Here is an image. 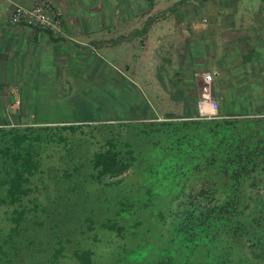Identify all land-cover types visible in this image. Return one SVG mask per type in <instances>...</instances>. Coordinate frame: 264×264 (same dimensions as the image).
Returning <instances> with one entry per match:
<instances>
[{"label":"trees","instance_id":"obj_1","mask_svg":"<svg viewBox=\"0 0 264 264\" xmlns=\"http://www.w3.org/2000/svg\"><path fill=\"white\" fill-rule=\"evenodd\" d=\"M145 1L146 4H144ZM202 1V4L207 3L205 0ZM226 1L232 5L230 0ZM194 2L193 0L184 2L175 0V8L173 7L170 13L176 21L183 20L185 16L194 18L199 10L197 5H192L190 8V4ZM133 3L136 10H139L138 14L141 13V9L145 13L147 11L145 7L151 6L152 1L133 0ZM252 12L254 23L250 33H257L259 39L256 41L250 39L249 48L240 52L238 48L241 44L238 40L246 34L243 36L235 34L237 40L235 42L233 41L235 37L226 39L229 36L224 34L227 37H225L226 42L221 53L223 62L217 63L219 68L209 66L208 58L212 56L209 54H212L214 50V45H205L207 41L205 38L210 40L209 30L201 32L206 34L205 38L200 34L205 40L192 37L191 41L187 39L185 42L187 48L192 47V50L194 48L197 50V55L190 64L192 75L206 69L213 70L214 76L220 75L223 78L222 85L225 91H219V93L217 90L214 91L215 96L220 98L219 110L214 116L207 118L199 116L197 98L193 93H189L187 103L183 107L184 113L178 120L165 118L158 120L154 116L145 120L147 116L139 112V117L136 118L139 122L128 124L136 131V134L132 135L149 144L146 155L149 153L154 166L145 162L148 155L143 156L140 150L134 148L131 134L128 139L125 138V134H116L114 127L124 128L123 123L86 124L89 129L94 126L100 135L92 143L95 144L92 150L85 156H79L76 148L77 144L88 142L85 140L86 135L82 137L83 134H79L77 143H74V134L61 133L64 129L75 132L74 129L79 125L71 121L67 124L66 120H62L63 123L56 126L59 128V134L53 133L52 128L55 126L50 127L49 131L47 125H36L38 120L35 118H29L31 121H26L22 126L20 122L0 123V204H11L10 208H12V214L9 216L11 224L6 231V236L1 237L0 240H11L13 235L19 233V220L26 208L23 200L31 201L38 197L35 193L42 191V186L37 185V175H43L46 172V167L50 166L46 164L71 163L73 165L71 167L75 169L77 166L81 167L80 161H85L91 179L103 183L119 182L120 179L114 181L107 179L137 168L141 178L150 182L145 187L142 183L139 185L140 194L136 192L129 195L137 201L151 200L149 197L153 190L157 194L161 191L168 194L174 190H185L187 186L184 181L187 177L200 178V183L206 187L201 186L198 193L206 199L195 203L190 200V204L185 205L182 210L175 209V206L172 209L169 207L167 215L169 225L167 230L162 232L161 240H227L230 236L236 240H264V184L263 191L259 194L253 187L260 179L264 182V94H262L264 2H258ZM255 12L256 15H254ZM59 16L61 18L60 14ZM223 19H225L224 16ZM230 45H233L234 49L225 50ZM204 60H206L205 63ZM121 88L123 89L122 86ZM212 94L214 96L213 91ZM24 101L27 104L26 107L29 106L31 111L34 110L26 99ZM109 103L113 104L112 101ZM140 104L146 107L145 98L142 97L137 105ZM18 115L20 113L15 112L14 116ZM150 134H153L151 138L148 137ZM59 140H62L63 144H69L65 146L68 149L65 153L52 154L53 150L49 147V143ZM162 148L164 150L167 148L169 153H163ZM49 154L52 156L50 157ZM65 172L68 177L67 168ZM241 184L244 185L240 187ZM242 193L243 196L240 197L239 194L242 195ZM253 194L255 196H252ZM115 203L118 205L117 214L120 216L130 214L128 206L132 202L126 199L125 202L118 203L116 200ZM150 211L152 215H148L149 219L153 218L154 214L162 219L159 210L150 208ZM89 223L90 221L86 222V225ZM140 223H143V220L137 217L136 224ZM159 227L163 228V222ZM154 229L157 228L154 227ZM6 242L11 241H0V264H17L4 258L7 250H3L2 247ZM31 242L29 241L27 245ZM162 242L164 245L156 248L149 260L142 255L145 254L144 249L152 250V241L147 242L144 249L131 250L128 253L129 257L125 260L128 264H140V262L149 264L151 261L154 262L153 264H226V258L233 249L227 241ZM240 242V247L245 248L249 254L250 263L248 264H257L258 261V264H264V241ZM11 245L9 249H12ZM24 248L32 251L26 245ZM33 250L38 251L34 248ZM60 252L53 247L49 255L41 262L38 258V263L56 264ZM73 255L78 264L90 262V252L87 250H77ZM28 259H30L29 256L24 261ZM251 259L254 261L251 262ZM124 262L120 264H125ZM118 263L117 257L108 264ZM227 263L231 264V260Z\"/></svg>","mask_w":264,"mask_h":264},{"label":"rangeland","instance_id":"obj_2","mask_svg":"<svg viewBox=\"0 0 264 264\" xmlns=\"http://www.w3.org/2000/svg\"><path fill=\"white\" fill-rule=\"evenodd\" d=\"M115 1L107 0L106 4H109V2L114 3ZM127 1L117 0L119 6L122 3L125 4ZM151 1L152 3L149 7L151 14L158 9L175 8V0ZM184 1L182 0V2ZM193 1L196 3L190 4V8L192 5H197V8H199L195 18L191 17L192 20L196 21L200 19L197 22L198 28L196 30L200 32V30L203 31L205 28H208L214 43V50L212 54H209L212 56L209 57L210 59L208 58L210 61L209 66L213 65L219 68L217 63H220L222 57V36L226 34L229 36L224 35V37H227L226 39H232L231 35L237 32V28L239 29V27L242 28L252 23L249 15L241 14L240 11H233V8L236 9L237 6L248 4L256 6L258 2L263 3L264 0H230L232 5L228 4L226 0H205L206 4H202V0ZM103 2L105 3V0ZM164 12L161 11L156 18L160 16L162 21H167L165 19L170 18V15ZM254 15H256V12ZM146 16L147 14L138 18L143 20ZM223 16L225 19H223ZM183 21L185 22V20ZM229 31L231 33H228ZM87 38L88 36H85L81 40L83 47L77 51L79 57L78 63H76V60L71 63L72 66L78 64L77 69L81 73L85 72L86 76H82L80 73V76H77V78H86V85L72 83L68 85L69 90L63 92H49L46 89L36 91L26 90L22 92V94L25 93V97L27 95L30 96L26 98L23 95L21 97L19 91H15L17 96L15 104L17 106H15L16 108L8 107L7 110H14L11 112H19L20 115L11 124L20 122L22 126L25 125L26 121L30 120L29 118H35L38 120L36 125H47L49 126V131L50 127L55 126L52 128V131L54 134H59V128H56V126L63 123L62 120H66L65 123L67 124L71 121L79 125L78 128H75L76 130L74 129L75 132H68L64 129L61 133L74 134V143H77L79 134H83L82 137L86 135L85 140L88 142L77 144L76 148L79 156H85L92 150L93 145H95L92 143L100 135L94 126L89 129L87 125L99 124L101 122L123 123L125 125L124 128L114 127V130L117 131L116 134H125V138L127 139L129 134H131L130 138L134 144V148L140 150L143 156L148 155L145 162L149 163L148 165L154 166V161L150 160L149 153L146 155V152L149 150V144L132 135L136 134V131L128 124L131 122L132 124H137L139 122L136 120L139 117V112L147 116L144 118L145 120L151 116H154L158 120L163 118L178 120L181 118L182 113H184L183 107L187 103L186 99L189 97L188 94L193 93L195 98L199 97L201 87L199 74L191 76V86H189L187 82L183 81L181 75H176L175 72L179 70V67L176 66L175 62L172 64L174 68H171L172 66L168 64L165 66L164 62L159 66V56L153 57L155 54L153 50L147 52V44L150 45L152 40L151 38L148 39V36L142 40L140 37L133 38L132 42L120 40L118 50L111 53L103 50V48H110L107 46L109 45L108 38H102L101 57L98 54H93L95 50L92 42L95 40ZM205 39L209 40V38ZM99 41L96 40L97 43ZM129 43L131 44L130 47L128 46ZM201 57L204 58L203 56ZM99 67L107 70L108 75H105L103 72L94 75V70ZM116 69L119 70L118 73L114 72ZM106 77L111 78V80H108ZM98 78H101L103 82V84L101 83L102 86H99L98 83L93 85V80ZM175 80H178V82ZM222 82L223 78L220 75L213 77L211 89L214 96L216 90L218 93L219 91H225ZM77 86L81 88H72ZM29 87L32 86H25L26 89ZM49 94H51L50 99L55 101L53 103H58L57 105L49 106V99L46 97ZM262 94H264V88ZM137 95L139 97H136ZM142 97L145 98L146 107H143L144 104L137 105L142 100ZM215 98L218 102L217 111L219 110L220 98L216 96ZM25 99L34 110L31 111L29 106L26 107ZM111 101L113 104L109 103ZM199 116L207 118L204 115ZM48 120L49 122H44ZM151 136L153 134H150L148 137L151 138ZM98 141L100 140L98 139ZM66 145L69 144H63L62 140L49 143V147L53 150L52 154L56 152L65 153L68 149L65 147ZM162 149L163 153H169L167 148L165 150L164 148ZM52 154H49L50 157ZM84 162L80 161L79 165L81 167L77 166L75 169L71 167L73 166L71 163H64L63 165L60 163L46 164L50 165L46 167V172L43 175H37V185L42 186V191L35 193L38 197L33 198L31 201L23 200L26 208L22 216L20 215L22 218L19 220V233L13 235V239L11 240H161L162 232H165L169 225V217L167 216L168 210H170L168 209L169 207L172 209L175 206V209L181 208L182 210L185 205L190 204V200H192V203H195L206 199L198 193L201 186L206 187V185L200 183V178L187 177L184 181L187 186L185 190H174L168 194L162 191V193L159 192L157 194L153 190L152 195L149 197L151 200L144 199L143 201H137L130 198L129 195H133L136 192L140 194L139 185L142 183V186L145 187L148 183V181H144L141 178L142 176H140L137 168L107 179L110 181L120 179L119 182L103 183L91 179L92 177L89 175ZM65 168L69 170L68 177H66ZM263 184L264 182L260 179L257 181L256 186H253L254 189L258 190L257 194L263 191ZM243 185L241 184L240 187ZM239 196L242 197L243 193L242 195L239 194ZM252 196H255V194ZM126 199L132 202L128 206L131 212L126 216H120L116 212L118 205L115 201L117 200L118 203L121 201L125 202ZM10 205L6 203L0 204V238L6 236V231L11 224L9 216L12 214V208H10ZM150 208L156 211L159 210L162 214V219L155 214L153 218L150 217L149 219L148 215H152ZM86 217L88 218L85 219ZM137 217H140L143 223L136 224ZM156 219L159 220L157 221ZM88 221L90 223L86 225ZM162 222L163 228H160L159 225ZM154 227L157 229H154ZM232 238V236L227 237V240H236ZM28 242H6L2 247L4 248L3 250H7L4 258L17 264H40L38 263V258L41 262L54 247L61 251L57 257L56 264H78L73 255L77 250H87L90 252V262L88 264H108L117 257L119 260L118 264L122 261L128 264L125 260V258L129 257L128 253L131 250L144 249V245L149 241H32L27 245ZM227 243L233 249L226 258V264H228L229 260H231V264L250 263L248 259L249 254L245 248L240 247V241H227ZM10 244L13 246L12 249H9ZM25 245L32 251L26 250L24 248ZM152 245V250L144 249L145 254L142 257L146 258V260L151 258L156 248L164 244L162 241H152ZM33 248L38 251L33 250ZM42 254L44 255L43 257L41 256ZM127 254L128 256H126ZM28 256L30 259L24 261ZM253 261L251 259V262ZM153 263V261L149 262V264ZM140 264L146 263L140 262Z\"/></svg>","mask_w":264,"mask_h":264},{"label":"crops","instance_id":"obj_3","mask_svg":"<svg viewBox=\"0 0 264 264\" xmlns=\"http://www.w3.org/2000/svg\"><path fill=\"white\" fill-rule=\"evenodd\" d=\"M37 1L39 0H0V123H12L17 119L14 116L15 112H11L14 110H7L8 107L16 108L15 106H17L15 104L17 102L15 91H19V95L22 97V92L26 90L46 89L49 92H63L69 90L68 85L72 83L85 84L86 78H77L81 73L77 69L78 64L71 65L72 62H75L74 60L78 63L77 51L82 49L81 40L85 36H88L87 39L95 40L92 42L95 50L93 54H98V56L101 55L102 51V38H108L109 45L107 46L110 48H103V50L111 53L118 50L120 40L132 42L133 38L140 37L142 40L148 36V39L151 38L152 40L150 45L147 44V52L153 50L155 53L153 57L159 56L158 65L160 66L164 62L165 66L168 64L174 68L172 64L175 62L176 66L179 67V70L175 72L176 75H181L183 81L191 86L193 71H190V64L197 55V50L195 48L192 50V47H189L191 49L187 48L185 42L187 39L191 41L192 37L197 39L206 37L205 33L201 34L202 30L200 32L196 30L198 28L197 22L200 19L196 21L192 20L191 16H185L183 19L185 22L182 19L176 21L170 13L172 8L158 9L151 14L150 5L145 7L147 10L145 13L142 9V11L140 10L142 14H137L139 10L132 6L134 5L133 0H128L120 6L117 0L114 3L109 2V4H106L107 0L105 3L104 0H48L60 12L62 31L60 35L23 24L8 23L7 15L12 4L20 3L26 6ZM146 3L145 1L144 4ZM254 7L255 5L248 4L237 6L236 9L233 8V11H240L241 14L249 15L252 20L248 26L237 28V32L231 35L234 38L235 34L238 36L246 34L244 37H239L238 42L241 46L238 51L240 52L249 48L251 40L259 39L257 33H250L254 23L252 19ZM161 11L170 15V18L165 17L168 18L165 19L167 21H162L160 16L156 18ZM146 14V18L139 19ZM194 22L196 23L194 24ZM205 30L208 32V28ZM200 34L204 35V38ZM211 39L210 36V40L205 41L206 46L208 44L214 45ZM96 40L100 41L97 43ZM225 40V37H222V47H224ZM233 41H237L236 37ZM114 42L116 43L114 44ZM130 45L129 43L128 46L130 47ZM233 49V45L225 48V50L230 51ZM221 62H223V58ZM118 71L116 69L114 72L118 73ZM101 72L108 75V71L101 69V67L96 68L93 74L96 75V73L100 74ZM81 75L84 76L85 72H82ZM106 78L111 80L109 77ZM93 81V85L98 83L99 86H102L101 83L103 84L101 78ZM175 81L178 82V80ZM25 86L32 87L26 89ZM72 88L80 89L81 87ZM50 96L51 94L46 96L49 99V106L57 105L58 103H53L55 101H52Z\"/></svg>","mask_w":264,"mask_h":264},{"label":"built area","instance_id":"obj_4","mask_svg":"<svg viewBox=\"0 0 264 264\" xmlns=\"http://www.w3.org/2000/svg\"><path fill=\"white\" fill-rule=\"evenodd\" d=\"M59 14L58 8L48 0L37 1L30 6L14 3L7 15V21L13 25L23 24L60 35L61 18ZM196 74H199L201 81L200 94L196 101L198 113L205 117H212L217 107V101L211 89L214 71L204 69L194 73Z\"/></svg>","mask_w":264,"mask_h":264}]
</instances>
